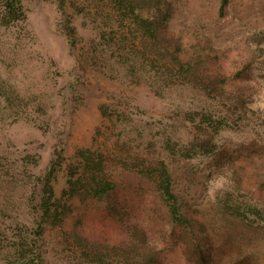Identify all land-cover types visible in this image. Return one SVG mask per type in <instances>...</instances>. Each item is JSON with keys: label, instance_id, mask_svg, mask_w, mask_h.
Segmentation results:
<instances>
[{"label": "rangeland", "instance_id": "1", "mask_svg": "<svg viewBox=\"0 0 264 264\" xmlns=\"http://www.w3.org/2000/svg\"><path fill=\"white\" fill-rule=\"evenodd\" d=\"M78 1L79 8L67 9L71 23L62 20L54 0H23L27 19L6 25L0 0V255L17 235L30 232L31 183L55 151L64 155L55 185L60 197L68 166L79 160V151L93 149L106 158L116 188L103 200L77 196L62 202L71 210L47 231L50 264H83L78 236L121 246L130 242L132 228L134 241L152 247L159 264H198L174 234L156 184L140 173L163 159H170L175 192L205 224L210 264H264V239L254 255L252 246L216 234L221 190L237 185L264 203V50L249 43L264 30V0H230L223 16L221 0H174L171 51L180 44L182 60L200 58L201 75L244 92L257 110L240 128L216 135L211 154L195 148L201 136L192 113L225 103L215 99V88L207 90L214 99L189 80L157 92L155 75L133 62L141 55L137 41H111L108 32L104 38L103 1ZM61 27L74 35L72 50Z\"/></svg>", "mask_w": 264, "mask_h": 264}, {"label": "trees", "instance_id": "2", "mask_svg": "<svg viewBox=\"0 0 264 264\" xmlns=\"http://www.w3.org/2000/svg\"><path fill=\"white\" fill-rule=\"evenodd\" d=\"M62 20L72 22L67 15L69 7L79 8L78 0H54ZM104 8L108 10L106 25L108 29L103 33L106 38L108 32L111 41H137L139 48L138 59L133 60L139 65V70H148L156 77V83L162 92L173 84H197L207 97L214 99L208 88L216 90V97L225 103L214 107L203 106L201 111H194L193 122L201 138L196 140L195 148H201L203 154H211L215 150L212 139L220 132L228 129L240 128V123L254 116L257 110L250 106L251 100L244 92L228 91L221 78H208L201 75L203 60L200 58L184 61L180 55V44L176 51H171V37L168 29L174 19L178 5L174 0H102ZM81 2V0H80ZM230 4V0H221V15ZM177 5V6H176ZM3 9V24H15L27 19L23 0H1ZM205 6V5H204ZM61 26L63 25L60 23ZM66 30V27H61ZM122 30V32H120ZM67 31V30H66ZM69 41L70 50L74 46V35L65 32ZM180 41V40H177ZM252 47L264 50V30L252 34L249 38ZM255 51V50H254ZM122 52L130 54L126 47ZM256 54L250 59L256 62ZM264 63V60H262ZM208 78V79H207ZM154 86V85H153ZM213 96V97H212ZM173 154L174 150H173ZM173 156V155H172ZM192 157V155H188ZM63 151L57 149L55 158L48 167L37 175L32 182L28 203L31 221V230L27 236L17 235L11 248L1 253V264H50L45 237L49 227L61 225L70 212L71 207L64 200L74 197L103 200L115 188L116 183L106 170L107 161L102 153L93 149L81 150L78 161L67 168V181L60 197L56 192L59 174L64 168ZM169 160L163 159L156 166L149 165L140 173L156 184L162 201L168 208L169 220L174 234L186 246L187 254L198 264H210L213 261V251L209 244L204 222L199 221L190 212L191 205L181 200L175 192V179ZM42 185L38 196V187ZM37 202V206L35 203ZM32 209L34 210L32 212ZM217 216L221 226L216 234L224 241L236 240L242 245L252 246L253 254L261 251L264 239V203L254 199L251 195L242 192L237 185L221 190L216 199ZM216 222V221H215ZM203 228V230H202ZM131 229V228H130ZM131 229L130 242L121 246L90 243L78 236L79 257L83 264H159L157 253L151 247L139 246L134 241L137 236Z\"/></svg>", "mask_w": 264, "mask_h": 264}]
</instances>
